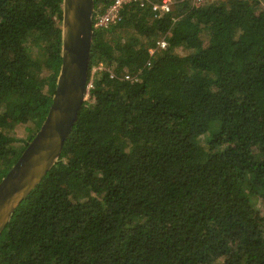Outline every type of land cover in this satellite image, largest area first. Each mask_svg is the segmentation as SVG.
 I'll list each match as a JSON object with an SVG mask.
<instances>
[{"label":"trees","instance_id":"obj_1","mask_svg":"<svg viewBox=\"0 0 264 264\" xmlns=\"http://www.w3.org/2000/svg\"><path fill=\"white\" fill-rule=\"evenodd\" d=\"M174 1L161 19L131 6L94 30L88 80L100 65L116 77L94 74L0 264H264V0ZM63 6L0 0V183L52 105ZM26 125V142L11 135Z\"/></svg>","mask_w":264,"mask_h":264},{"label":"water","instance_id":"obj_2","mask_svg":"<svg viewBox=\"0 0 264 264\" xmlns=\"http://www.w3.org/2000/svg\"><path fill=\"white\" fill-rule=\"evenodd\" d=\"M62 65L40 130L0 183V236L14 212L59 160L86 101L95 0H64Z\"/></svg>","mask_w":264,"mask_h":264},{"label":"built area","instance_id":"obj_3","mask_svg":"<svg viewBox=\"0 0 264 264\" xmlns=\"http://www.w3.org/2000/svg\"><path fill=\"white\" fill-rule=\"evenodd\" d=\"M185 1V0H181ZM193 7L200 8L207 3L209 0H190ZM176 2L174 0H114L111 5L103 12L98 13L93 17V30H103L114 27L120 24L123 20V11L126 7L136 6L142 10H151L154 13V17L161 19L167 14L171 13L174 9ZM95 14V12H94ZM173 21H176L173 19ZM168 47V42L165 38H162L157 41L156 48L150 50L151 56L154 55L156 51L166 50ZM108 70L111 72V77L115 78L116 75L114 72L105 68L103 65H100L92 70V78L87 83L86 86V100L90 97V92L94 88L93 76L97 71ZM89 79V78H88ZM120 79L125 81H130L132 83L139 80L138 76H132L130 74H125L120 77Z\"/></svg>","mask_w":264,"mask_h":264},{"label":"rangeland","instance_id":"obj_4","mask_svg":"<svg viewBox=\"0 0 264 264\" xmlns=\"http://www.w3.org/2000/svg\"><path fill=\"white\" fill-rule=\"evenodd\" d=\"M213 1H218V0H209V2H213ZM85 102H87V100ZM32 126L31 125L20 126L18 129H16V131L11 133V135L15 136L19 140H22L23 142H26L28 140L29 136L33 132L34 127L32 128Z\"/></svg>","mask_w":264,"mask_h":264}]
</instances>
